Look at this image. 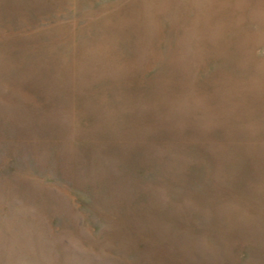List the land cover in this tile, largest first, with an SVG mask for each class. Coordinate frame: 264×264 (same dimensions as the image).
<instances>
[{
  "label": "rangeland",
  "instance_id": "obj_1",
  "mask_svg": "<svg viewBox=\"0 0 264 264\" xmlns=\"http://www.w3.org/2000/svg\"><path fill=\"white\" fill-rule=\"evenodd\" d=\"M0 264H264V0H0Z\"/></svg>",
  "mask_w": 264,
  "mask_h": 264
}]
</instances>
